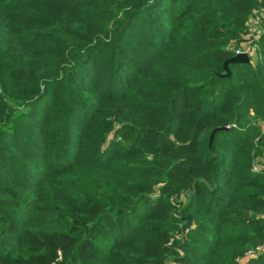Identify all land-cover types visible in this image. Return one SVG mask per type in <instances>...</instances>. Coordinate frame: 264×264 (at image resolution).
Instances as JSON below:
<instances>
[{
	"label": "trees",
	"instance_id": "obj_1",
	"mask_svg": "<svg viewBox=\"0 0 264 264\" xmlns=\"http://www.w3.org/2000/svg\"><path fill=\"white\" fill-rule=\"evenodd\" d=\"M263 155L264 0H0V264H264Z\"/></svg>",
	"mask_w": 264,
	"mask_h": 264
},
{
	"label": "built area",
	"instance_id": "obj_2",
	"mask_svg": "<svg viewBox=\"0 0 264 264\" xmlns=\"http://www.w3.org/2000/svg\"><path fill=\"white\" fill-rule=\"evenodd\" d=\"M252 24H254L250 35H248L247 39H249L247 43V45L241 49H239L236 52V55L241 54V53H246L249 55V57L254 56L255 51L257 46L255 44H253V42L255 41L256 38H258L261 34L260 30L258 28H256L255 26H257L258 24H261V19L258 17L254 20V22H252ZM251 24V26H252ZM233 127H235V125H233ZM229 129V127L227 128ZM264 167V155L261 156L259 159L256 160L254 166H253V171L256 173H259L263 170ZM264 251V245L263 246H259L257 247L255 250H251L248 252V254L246 255L245 258H249L252 257L254 255H258L259 253ZM245 259L240 260L239 262H243Z\"/></svg>",
	"mask_w": 264,
	"mask_h": 264
},
{
	"label": "water",
	"instance_id": "obj_3",
	"mask_svg": "<svg viewBox=\"0 0 264 264\" xmlns=\"http://www.w3.org/2000/svg\"><path fill=\"white\" fill-rule=\"evenodd\" d=\"M230 64H251V60H250L249 55L246 53H241V54L235 55L234 57H232L231 59L227 60L224 63V70L226 72L225 75L230 74V71H229V65ZM183 221L186 222V227H189L192 223V216L189 214V215L183 217Z\"/></svg>",
	"mask_w": 264,
	"mask_h": 264
},
{
	"label": "rangeland",
	"instance_id": "obj_4",
	"mask_svg": "<svg viewBox=\"0 0 264 264\" xmlns=\"http://www.w3.org/2000/svg\"><path fill=\"white\" fill-rule=\"evenodd\" d=\"M253 26H254V24H252V26H251V27L253 28ZM254 256H256V255H254ZM244 261H245V260H244Z\"/></svg>",
	"mask_w": 264,
	"mask_h": 264
}]
</instances>
